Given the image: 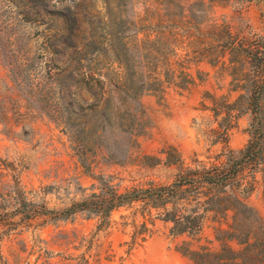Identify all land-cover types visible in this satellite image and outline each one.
<instances>
[{"label": "rangeland", "instance_id": "374dc122", "mask_svg": "<svg viewBox=\"0 0 264 264\" xmlns=\"http://www.w3.org/2000/svg\"><path fill=\"white\" fill-rule=\"evenodd\" d=\"M192 90L224 115L188 121L200 150L150 145ZM248 109L259 165L229 152ZM261 170L264 0H0V264H194L221 216L191 217L230 225L232 195L264 216ZM112 191L133 198L105 216Z\"/></svg>", "mask_w": 264, "mask_h": 264}, {"label": "crops", "instance_id": "0c3cea01", "mask_svg": "<svg viewBox=\"0 0 264 264\" xmlns=\"http://www.w3.org/2000/svg\"><path fill=\"white\" fill-rule=\"evenodd\" d=\"M190 85L184 88L186 94L188 92L187 90L189 89V87L191 88L192 86H194V83ZM186 94H184V96H178L176 100L173 101L172 106L170 108L171 115L169 117H163V122L161 124V126L163 125V123L165 125L164 134L161 136H154L150 143V145H156V147H160L161 145L171 146L172 148L176 149L178 153H180V156L182 158L189 155H193L195 152L200 150V144L196 141V135L198 131H200V129H198V127L193 126L192 124L189 125L188 121L195 118L196 120H200L201 122L205 123L206 121H210L211 119L217 121L220 119V117H224V115H216L215 110L211 107H208V104H203L204 106H202V109H198V104L201 102L202 99L195 90H192V93L189 96H186ZM234 101L235 100L232 99V104L235 103ZM252 115L253 112L248 109V111H246L245 113H237V115L234 116L233 126L230 127L232 128V135L230 137L229 143V152L231 154H240L241 157L243 156V152L246 146L248 145L250 138V132L248 128H250L251 126ZM177 127H183L184 130L182 132L169 131V129L175 130ZM213 129V132L218 133L216 132L218 129ZM210 138L211 136H208L204 140H209ZM211 143L216 145V148L219 151L220 144L216 140ZM221 157V155L220 157L217 156L216 159L221 162ZM197 164L199 165V163ZM169 166L174 167L171 163L169 164ZM262 179L264 181V176L262 177ZM185 187L192 188L200 192L202 190H205L206 192H211L212 194L205 193L207 195V200L211 198L215 191L221 190V187L219 185L209 184L204 181L200 174L195 180L189 181L188 185ZM204 205L205 204L202 205L203 209L201 210V212H199V216H197L198 213H196V216H193L191 218L199 219V217H203L205 219L207 215H211V217L219 215L221 216V218L215 223L212 222L213 224L208 221L204 222L205 224L203 223V230H214V232L216 233V231L219 229H226L229 225L226 216L227 211H223V213L220 214L215 210L208 209L207 207L205 208Z\"/></svg>", "mask_w": 264, "mask_h": 264}, {"label": "trees", "instance_id": "16d2710c", "mask_svg": "<svg viewBox=\"0 0 264 264\" xmlns=\"http://www.w3.org/2000/svg\"><path fill=\"white\" fill-rule=\"evenodd\" d=\"M131 81L134 83L136 80L131 77ZM141 95L143 93L140 92L133 95L131 99L137 100ZM252 100H255L254 97ZM257 131L255 142L246 146L243 158H251L254 160L253 164L259 165L262 163L256 156H258L261 134ZM261 172L264 174V170ZM205 181L209 184L223 186L221 179L212 182V179L206 176ZM248 189L251 192L252 186ZM132 195H117L112 191L111 197L105 204L103 215L107 216L112 210L122 206L123 200ZM228 198L231 200L232 223L226 229L216 231V236L221 235V237H216V241L220 243V249L216 252H209L203 248L201 251L192 252L190 253L191 260L194 264H264V216L258 209L235 196Z\"/></svg>", "mask_w": 264, "mask_h": 264}, {"label": "built area", "instance_id": "2783aa9c", "mask_svg": "<svg viewBox=\"0 0 264 264\" xmlns=\"http://www.w3.org/2000/svg\"><path fill=\"white\" fill-rule=\"evenodd\" d=\"M223 136L226 137V133H223ZM250 187H251V186H250ZM248 190H249V189L247 188V189H245L244 192H245V194H248V196H249L250 194H249V191H248ZM246 197H247V196H246Z\"/></svg>", "mask_w": 264, "mask_h": 264}]
</instances>
